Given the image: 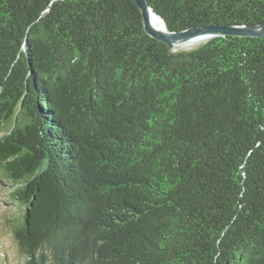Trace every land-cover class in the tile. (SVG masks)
Wrapping results in <instances>:
<instances>
[{
  "label": "trees",
  "instance_id": "obj_1",
  "mask_svg": "<svg viewBox=\"0 0 264 264\" xmlns=\"http://www.w3.org/2000/svg\"><path fill=\"white\" fill-rule=\"evenodd\" d=\"M169 30L264 0H148ZM0 173L21 264H264V37L171 51L135 0H0Z\"/></svg>",
  "mask_w": 264,
  "mask_h": 264
},
{
  "label": "water",
  "instance_id": "obj_2",
  "mask_svg": "<svg viewBox=\"0 0 264 264\" xmlns=\"http://www.w3.org/2000/svg\"><path fill=\"white\" fill-rule=\"evenodd\" d=\"M141 10L145 30L152 37L164 41L173 52L179 50H190L215 38V37H264V22L260 23H215L190 27L180 31H171L168 29L164 18L159 15L149 4L148 0H135ZM153 13L162 21L163 29L156 28L150 19ZM193 39L204 40L201 44L190 49H181L182 43Z\"/></svg>",
  "mask_w": 264,
  "mask_h": 264
},
{
  "label": "rangeland",
  "instance_id": "obj_3",
  "mask_svg": "<svg viewBox=\"0 0 264 264\" xmlns=\"http://www.w3.org/2000/svg\"><path fill=\"white\" fill-rule=\"evenodd\" d=\"M3 131H0V136ZM13 183L0 173V264H21L24 260L13 236L11 222L18 221L23 205L9 195Z\"/></svg>",
  "mask_w": 264,
  "mask_h": 264
},
{
  "label": "bare ground",
  "instance_id": "obj_4",
  "mask_svg": "<svg viewBox=\"0 0 264 264\" xmlns=\"http://www.w3.org/2000/svg\"><path fill=\"white\" fill-rule=\"evenodd\" d=\"M150 19H151L152 24L156 28L163 29L162 21L153 13V11L150 14ZM202 42H204V40H201V39H193V40H191L190 39L189 41H186V42L182 43L178 47L181 48V49H190L192 47H195V46L201 44Z\"/></svg>",
  "mask_w": 264,
  "mask_h": 264
}]
</instances>
